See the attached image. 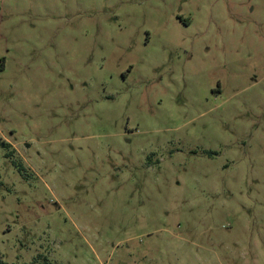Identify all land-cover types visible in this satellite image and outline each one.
I'll list each match as a JSON object with an SVG mask.
<instances>
[{"label":"rangeland","instance_id":"rangeland-1","mask_svg":"<svg viewBox=\"0 0 264 264\" xmlns=\"http://www.w3.org/2000/svg\"><path fill=\"white\" fill-rule=\"evenodd\" d=\"M6 264H264V0H0Z\"/></svg>","mask_w":264,"mask_h":264},{"label":"trees","instance_id":"trees-1","mask_svg":"<svg viewBox=\"0 0 264 264\" xmlns=\"http://www.w3.org/2000/svg\"><path fill=\"white\" fill-rule=\"evenodd\" d=\"M0 264H6V263L0 258Z\"/></svg>","mask_w":264,"mask_h":264}]
</instances>
